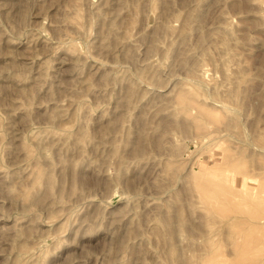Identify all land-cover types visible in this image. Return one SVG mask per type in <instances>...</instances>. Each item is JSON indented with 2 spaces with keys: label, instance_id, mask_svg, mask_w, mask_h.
Listing matches in <instances>:
<instances>
[{
  "label": "rangeland",
  "instance_id": "rangeland-1",
  "mask_svg": "<svg viewBox=\"0 0 264 264\" xmlns=\"http://www.w3.org/2000/svg\"><path fill=\"white\" fill-rule=\"evenodd\" d=\"M263 220L264 0H0V264H264Z\"/></svg>",
  "mask_w": 264,
  "mask_h": 264
},
{
  "label": "bare ground",
  "instance_id": "bare-ground-1",
  "mask_svg": "<svg viewBox=\"0 0 264 264\" xmlns=\"http://www.w3.org/2000/svg\"><path fill=\"white\" fill-rule=\"evenodd\" d=\"M135 6H136V5H135ZM23 16H24V15H23ZM190 17H192V16H190ZM191 19H192V18H188L187 21H185V26H184V27H185L186 29H187V28L189 29V26H190L189 21H190ZM195 19H196V17H195ZM181 26H182V25H181ZM153 29H154V28H153ZM184 30H185V29H184ZM110 31H111V30H110ZM183 36H184V35H183ZM224 107H226V106H224ZM221 134H222V133H221ZM24 148H25V147H24ZM27 151H28V150H27ZM35 157H36V156H35ZM35 157H34V158H35ZM34 158H33V159H34ZM192 167H193V166H192ZM38 170H39V169H38ZM217 171H218V170H217ZM191 172H193V171H191ZM37 174H39L38 171H37ZM217 174H218V173H217ZM220 174H221V173H220ZM39 175H40V174H39ZM41 175H42V174H41ZM44 175H45V174H44ZM220 176H221V175H220ZM219 178H220V177H219ZM224 179H225V178H224ZM35 181H36V180H35ZM34 184H35V183H34ZM198 186H199V185H198ZM230 192H231V191H230ZM229 194H230V193H229ZM210 195H211V194H210ZM241 196H242V195H241ZM204 197H205V196H204ZM219 197H220V196H219ZM245 197H246V196H245ZM240 198H241V197H240ZM33 199H34V198H33ZM232 199H233V198H232ZM251 199H252V198H251ZM34 201H35V202H38L37 199H34ZM34 201H33V202H34ZM216 201H217V200H216ZM235 201H236V200H235ZM227 203H228V202H227ZM232 203H233V202H232ZM211 204H212V203H211ZM220 207H221V206H220ZM222 207H223V206H222ZM262 207H263V206H262ZM241 208H242V207H241ZM214 209H215V208H214ZM215 210H216V209H215ZM259 210H260V209H259ZM217 211H218V210H217ZM222 212H223V211H222ZM261 212H262V211H261ZM235 215H236V214H235ZM223 216H224V215H223ZM263 221H264V220H263ZM254 224H255V223H254ZM236 236H237V235H236ZM261 237H262V236H261ZM258 238H259V237H258ZM256 239H257V238H256ZM241 241H242V239H241ZM258 241H259V240H258ZM250 242H251V241H250ZM260 242H261V241H260ZM246 243H248V242H246ZM257 243H258V242H257ZM257 243H256V244H257ZM253 244H254V243H253ZM263 244H264V243H263ZM240 245H241V244H240ZM260 245H261V244H260ZM249 246H250V245H249ZM237 248H238V246H237ZM243 248H245V247H243ZM243 248H242V249H243ZM246 248H247V247H246ZM246 248H245L244 250H247L249 247H248L247 249H246ZM254 248H255V247H254ZM249 249H250V248H249ZM258 250H259V249H258ZM255 253H256V252H255ZM260 253H261V251H260ZM239 254H240V253H239ZM245 254H246V253H245ZM245 254H244V255H245ZM19 260H20V259H19ZM251 262H252V261H251ZM255 263H256V262H255ZM253 264H254V262H253Z\"/></svg>",
  "mask_w": 264,
  "mask_h": 264
}]
</instances>
